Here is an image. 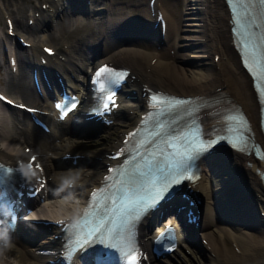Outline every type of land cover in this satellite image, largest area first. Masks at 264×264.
<instances>
[{
    "label": "bare ground",
    "instance_id": "obj_1",
    "mask_svg": "<svg viewBox=\"0 0 264 264\" xmlns=\"http://www.w3.org/2000/svg\"><path fill=\"white\" fill-rule=\"evenodd\" d=\"M16 1L19 2L17 7H19L20 4L24 6L32 2V0ZM112 2L116 20L126 15L129 17L133 14H135V16L139 15V17L144 16L143 7L133 6L134 11H132L131 7H128L129 9H124L118 6L121 5L120 2L131 4L134 0H112ZM184 3L192 13L186 15L185 18L196 19L195 22L187 23L197 25L196 28L189 29L197 30L198 34L196 35L179 32L180 30H184V25H181V6H183ZM163 4L168 20L165 33V39L168 44L167 48L169 45H174L179 48L181 46H186L189 42L199 40L201 42L199 43L200 48L198 49L199 52L201 51L200 53L190 52L184 54L176 49L174 51V58L180 57V59H182L188 56L191 58L196 57L199 61L203 62L204 70L197 66V68L191 66L182 67L175 64V61H167L163 58V51H160L152 66V70L150 72H144L142 69L149 65V60L154 55L155 39L153 37H136L127 40V44L120 42L116 44L115 41L122 38L120 35H117V26L104 30L105 32L107 31L112 41L108 44L102 41L101 44H98V49L106 53L105 57L125 58L129 66H132L139 76H148L151 81L158 83L162 88L168 86L169 88L167 89L171 91H182L186 94L204 93L208 96L222 97V100H226L228 104L239 103L250 118L252 126L255 128L254 135L257 140H262V135L258 133V99L252 87L251 79L248 77V73L245 72L244 69H241L240 59L234 47L229 29V12L224 0H163ZM69 12L65 13L63 16L64 18L59 20H57V18H59L64 11L55 14V18H53L51 14H45L44 17L42 16L33 26H28L23 23L16 13L14 16L16 28L23 31L30 39H40L41 36L44 38L43 34H47L52 30L49 29L46 24L54 23L59 31H52L47 37L57 45L60 41L67 42L68 45L66 49H69L67 53L68 62L72 59H77L81 62L83 60L84 64L81 71H85L88 65L92 63L93 58L85 54L82 45H95L97 43L91 35L94 33L92 30L94 21H82L78 13L75 14L72 10ZM206 16L209 18V22H206ZM71 22L74 24H71ZM1 24H3V22L0 19V26ZM70 24L73 26L70 27ZM42 27H44V31L40 33L39 29ZM125 29H132V27L126 26ZM210 36H212L211 39H209ZM102 38L104 37L102 36ZM39 45L37 42L33 41L31 44L32 50H39ZM58 49L61 51L65 50L61 45L58 46ZM210 49L220 53V58L217 61L213 60L212 53L209 54ZM73 52L76 53V55H74ZM19 63L18 72L20 73V77L22 76L20 80L16 83L11 82L9 77L3 73L0 65V82L8 93L24 98L27 101L38 103L39 96L36 95L30 83L27 82L24 77L26 64L23 54H20ZM216 64L219 65L218 69L215 67ZM229 69H233L236 78L230 74ZM8 118L9 114L0 104V140L4 141V145H0V156L4 157L6 155V149H8L9 152H17L22 151L24 145H29L32 146V151L44 152V155L41 156L43 160H45V157H49V161L53 164L55 159L51 157V153H55L56 147L61 143L71 142L72 137L65 131L60 134H54V137H59L60 139L59 141H54L51 135L42 133L31 124L24 125L21 129H17L8 122ZM18 118H20V116H18ZM203 118L207 122L210 115L205 114ZM106 145L108 147L113 146L111 143ZM104 152L103 146L95 148L94 150V153L97 154H102ZM220 158L219 163H213V165L218 168L216 169L217 171H211L209 167L212 160L209 159V162L205 158L203 159L202 180L196 183L202 195L200 201L202 226L206 229V234L217 255L216 258L210 257L208 264H264V219L260 214L255 213L254 209H251L254 205L264 207V191L254 165L263 164L264 157L259 159L251 153L231 149L227 151L226 149V151L223 150L220 152ZM88 163L89 164H86L88 165L87 167L76 165L70 169L44 165V172L46 176L50 177V180L47 182V186H49V195L48 198L45 199L46 201L48 200L47 206L38 208L40 212L39 217L45 214L48 217L57 216L62 213L67 214L77 208L76 198L79 196L75 191L63 195V197L65 196V201L62 205L57 203L62 200V198L59 197L57 202L55 198H52L57 195L56 192H58V190L52 186L51 180L63 181L64 178H69L73 175V170L79 173H90L89 176H85L82 179L90 180L93 177L91 176L92 172L96 170L100 164L97 160L88 161ZM206 171L208 172L207 174ZM226 182H230L229 188H226V190L222 188L220 190L224 193L230 188L235 189V193L232 197H239V199H242L246 207L245 209L250 212L251 221L249 222L250 225H248L249 228L258 230L262 238L258 236L255 239L253 236L254 234L243 230L242 232L239 231L236 233L234 231L231 232V229H217L216 232L210 229V227L216 224V220L225 217L218 214L222 208V203L217 187ZM215 207L219 210L218 213ZM45 211H47V213H44ZM244 215L243 213V217ZM147 227L148 222L144 224V230H146ZM26 230L35 233L39 229L27 228ZM224 233L232 237V239H238V241H236L240 244L241 253L233 254L234 251L232 253L226 251L227 249L223 242L225 238H221ZM189 239L195 242L194 237H189ZM41 247L40 242L34 238L14 236L10 239L5 250L0 249V264H46L44 262V257L38 250ZM222 256L226 258L224 262L221 261ZM151 264H162L161 259L153 258Z\"/></svg>",
    "mask_w": 264,
    "mask_h": 264
},
{
    "label": "rangeland",
    "instance_id": "obj_2",
    "mask_svg": "<svg viewBox=\"0 0 264 264\" xmlns=\"http://www.w3.org/2000/svg\"><path fill=\"white\" fill-rule=\"evenodd\" d=\"M10 1V5L12 6V7H14V10H15V12H14V14H16L17 13V16H19V18L22 20V18H23V22L25 21V15H26V11L28 10V8H29V6L28 5H24V6H21L22 4H20V6L19 7H17V5L16 4H18V3H16L17 1L16 0H9ZM141 1L142 0H134V2H136V3H138L139 5H142V3H141ZM33 2H35L36 4L38 3L37 2V0H33ZM182 7V6H181ZM26 8H27V10H26ZM182 9H183V11H182V13H181V15L183 16V15H186V14H189L190 12L188 11V9H185V6H183L182 7ZM24 12H23V11ZM17 11V12H16ZM186 11V12H185ZM69 11H64V13L61 15V16H59V18H57V20H59V19H61V18H64L63 16H64V14L65 13H68ZM70 13V12H69ZM55 18V17H54ZM0 19H1V17H0ZM81 19V18H80ZM184 20V21H183ZM185 20H189V19H182V26H183V28H184V30H180L179 32H182V33H187V27H190V26H194V24L193 25H187V24H185ZM187 23V22H186ZM71 24H74V23H72L71 22ZM69 25L70 27H72L73 25ZM91 24V23H90ZM52 25H54V24H52ZM54 29L53 30H51L49 33H51L52 31L54 32H58L59 30L57 29V26L56 25H54ZM53 28V27H52ZM48 29V28H47ZM50 29V28H49ZM46 32H47V30H46ZM2 33V31H0V34ZM191 33H194V32H191ZM34 41H36L37 43H40V39L38 40V39H36V40H34ZM166 47V46H165ZM190 49H192V50H190ZM180 50V52H182V53H190V52H194V53H197L198 51L195 49V48H189V49H187V48H183V49H179ZM179 52V53H180ZM74 53V52H73ZM74 55H76V53H74ZM164 58H165V60H167V61H175V64H177V65H179V66H182V67H195V68H197L198 66L196 65V63L198 62V60H196V59H194L193 57L191 58V57H185V58H182V59H180V57L179 58H174V56L173 57H171L169 54H167V52H166V50L164 49ZM176 59V60H175ZM193 62H195V63H193ZM1 65L3 66V64L1 63ZM197 66V67H196ZM199 68V67H198ZM202 70H204V68H201ZM27 71V70H26ZM25 71V75H24V77H25V79L27 80V72ZM22 77V76H21ZM28 82V81H27ZM115 127V126H114ZM114 127H112V128H110L109 130H106V131H104V132H102V133H98V135H97V137H91V138H86V139H83V138H80L79 139V142H84V143H86L87 145H92V146H99V145H102L103 143H105L106 141H109V140H111L110 138H112L113 136H114V134H115V128ZM2 142V141H1ZM104 145H106V144H104ZM102 147V146H101ZM98 148H100V147H98ZM83 167H87L88 165H86V164H84V165H82ZM218 223V222H217ZM231 224V223H230ZM218 226V227H217ZM216 226V224L214 225V226H212V227H210V229L211 230H214L215 232L217 231V229H231L230 231L231 232H233L232 230H236L235 232H242V230L243 231H247V232H251L252 234H254L253 236H254V238L256 239L259 235H260V232H258V230H252V229H245L244 227H242L241 225H239V224H236V225H231V227H238V228H235V229H233V228H231V227H227V226H229V225H227L225 222H220L219 221V224ZM223 236H225V237H223ZM222 239H224L223 240V242L225 243V247H226V249L228 250V252L230 251V252H233L234 251V254L235 253H239V252H237L236 250H234L232 247H231V245H230V243H229V236L226 234L225 235V233L222 235V237H221ZM236 240L238 241V239L236 238ZM238 243V246H240V244H239V242H237ZM195 244V243H194ZM239 249H240V247H239ZM226 250V251H227ZM192 251H193V253L192 254H190V255H188L184 250H179V252L178 253H174L173 254V257H174V259H176V260H178V257H181V256H185V258H184V260H182L181 262H178V261H175V260H173V258H171V256L170 257H168V256H162L161 258H162V260H164V262L166 263V264H184L185 262H190V264H199V263H202V264H208L209 263V261H210V256L208 255L207 256V253L205 252V251H201L199 248H197V250L196 249H192ZM187 254V255H186ZM178 257H177V256ZM224 257V256H223ZM162 260H161V263H162ZM163 264V263H162Z\"/></svg>",
    "mask_w": 264,
    "mask_h": 264
},
{
    "label": "snow or ice",
    "instance_id": "obj_3",
    "mask_svg": "<svg viewBox=\"0 0 264 264\" xmlns=\"http://www.w3.org/2000/svg\"><path fill=\"white\" fill-rule=\"evenodd\" d=\"M108 99L111 100V97H109ZM73 107H75V105H73ZM105 108H107V105H105Z\"/></svg>",
    "mask_w": 264,
    "mask_h": 264
}]
</instances>
